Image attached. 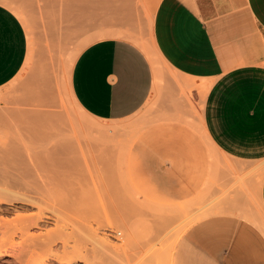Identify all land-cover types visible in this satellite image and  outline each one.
Segmentation results:
<instances>
[{
  "label": "rangeland",
  "instance_id": "rangeland-1",
  "mask_svg": "<svg viewBox=\"0 0 264 264\" xmlns=\"http://www.w3.org/2000/svg\"><path fill=\"white\" fill-rule=\"evenodd\" d=\"M0 1L17 15L28 36L21 71L0 87V200L18 195L31 203L0 202V251L7 253L0 264H40L38 253L48 248L57 255L63 242L71 251L67 256L73 261L76 256L70 264H98L103 240L121 249L120 264H171V252L189 227L213 215L244 217L258 209L263 172L259 166L250 175L239 171L232 163L240 161L222 154L213 166L200 123L206 87L158 58L150 21L138 25L132 36L105 34L100 22L91 20L94 10L85 21L83 0ZM70 6L74 17L69 20L65 8ZM111 35L132 39L145 53L154 84L137 113L108 122L77 105L69 78L80 52ZM101 126H109L103 129L105 146L92 138L103 132ZM188 136L198 137L210 152L199 193L185 202L154 199L155 187L147 177L158 172L157 162L161 173L180 174L190 156L194 161L196 155L184 148ZM2 174L16 177L19 184L5 187L4 193ZM38 218V225L31 226ZM61 229L67 241L58 238ZM47 259L45 264H64L54 256Z\"/></svg>",
  "mask_w": 264,
  "mask_h": 264
},
{
  "label": "crops",
  "instance_id": "crops-1",
  "mask_svg": "<svg viewBox=\"0 0 264 264\" xmlns=\"http://www.w3.org/2000/svg\"><path fill=\"white\" fill-rule=\"evenodd\" d=\"M83 1H93L90 8L85 2L84 17L94 10L91 20L100 22L101 33L132 36L138 25L152 21V41L165 64L206 87L201 128L214 152L213 166L222 154L240 161L232 163L239 171L249 174L259 166L263 172L258 209L244 217L213 215L189 227L175 245L171 264H264V0ZM65 14L74 17L71 6ZM27 54L23 24L0 4V87L17 76ZM153 84L145 53L132 39L115 35L85 47L69 78L77 105L108 122L137 113ZM184 148L196 156L180 174L161 173L157 162L158 172L147 177L154 199L185 202L199 193L210 152L198 137L188 136Z\"/></svg>",
  "mask_w": 264,
  "mask_h": 264
},
{
  "label": "bare ground",
  "instance_id": "bare-ground-1",
  "mask_svg": "<svg viewBox=\"0 0 264 264\" xmlns=\"http://www.w3.org/2000/svg\"><path fill=\"white\" fill-rule=\"evenodd\" d=\"M0 4H2L1 3V1H0ZM3 6L5 5L4 3L2 4ZM72 5V4H71ZM6 6V5H5ZM75 6V5H74ZM73 8H78L79 9V7H73ZM12 11V10H11ZM149 24H150V30H151V33H152V21H150L149 22ZM153 42V41H152ZM153 47H154V44H153ZM154 50H155V53H156V55L158 56V58L160 59V60H162V58L160 57V55H159V53L157 52V50L155 49V47H154ZM163 61V60H162ZM164 62V61H163ZM165 63V62H164ZM190 85V84H189ZM198 88V87H197ZM201 123V122H200ZM118 126V125H117ZM120 126V125H119ZM109 126H101V128H99V129H101V130H103V129H107ZM114 128V127H113ZM93 130V129H92ZM96 133V132H95ZM98 134L97 135H93V137L92 138H95L96 140L98 139L99 140V142H100V139L102 140V141H104V139L107 137V131H104L103 130V132L102 131H100V132H97ZM104 134H106V136L104 135ZM92 138H91V140H92ZM110 138V137H109ZM108 138V139H109ZM97 140V141H98ZM100 142V144L99 145H103V146H105L106 144H107V142L105 143V141L104 142ZM89 142V141H88ZM93 142V141H92ZM90 143V142H89ZM110 144V143H109ZM92 145H94V144H92ZM129 146V145H128ZM91 148V147H90ZM89 148V149H90ZM99 149L101 148V147H98ZM102 149H104V148H101V151H103ZM88 150V149H87ZM105 150V149H104ZM101 153V152H100ZM97 155V154H96ZM212 157H214V152L212 153ZM93 158V157H92ZM99 158V157H98ZM214 161H215V159H214ZM88 167V166H87ZM23 173V172H22ZM5 174V173H4ZM4 174H2L1 176H3L2 177V179L1 180H5V181H3V183H1L2 184V189L1 190H3V192L5 191V187H6V189H7V187L8 188H11V187H14V186H16V185H18L19 184V182L18 181H16V177L15 178H13L12 176H10V175H4ZM18 176V175H17ZM25 176V175H24ZM12 177V178H11ZM1 186V185H0ZM3 186H4V188H3ZM30 186V185H29ZM37 188H39V187H37ZM7 191V190H6ZM9 192H12V191H10V190H8ZM36 191V190H35ZM71 192V191H70ZM5 193V192H4ZM12 193H14V192H12ZM15 195V194H14ZM21 195V194H20ZM7 198H5V199H1L0 200V202H2L3 204H7V205H10L12 202H21V203H24V204H31V203H29V201H27V200H25V198H22V197H19L18 195H15V197H13L11 200H6ZM10 199V198H9ZM34 200V199H33ZM97 201V200H96ZM110 201V200H109ZM196 202V201H195ZM34 204H35V202H34ZM37 204V203H36ZM99 204V203H98ZM195 203H193V205H194ZM189 205H190V203H189ZM95 206V205H94ZM99 206V205H98ZM101 206V205H100ZM188 206V205H187ZM197 206V205H196ZM96 207V206H95ZM193 207V206H192ZM99 208V207H98ZM187 209H189V208H187ZM193 210H194V208H192ZM39 210V209H38ZM190 211H191V209H189ZM192 210V211H193ZM191 211V212H192ZM189 212V211H188ZM39 215V214H38ZM198 216V215H197ZM19 218L18 219H23L22 218V216L20 217V216H18ZM37 221H39V218L38 219H36V221H34L33 223H32V225L31 226H37L38 225V223H37ZM11 222V221H10ZM23 225V224H22ZM26 225V224H25ZM24 225V226H25ZM6 226V225H5ZM28 226V225H27ZM30 226V225H29ZM63 227V226H62ZM24 229V228H23ZM27 230V229H26ZM19 232H20V230H18ZM64 232V231H63ZM62 232V229L60 230V231H58V238L60 239V240H66L67 241V238L66 237H68L67 235H65L64 233ZM15 233V232H14ZM21 233H22V231H21ZM23 234V233H22ZM71 234V233H70ZM181 234V233H180ZM12 235V234H11ZM27 235V234H26ZM72 235V234H71ZM13 236V235H12ZM70 237V236H69ZM179 237V236H178ZM63 242V241H62ZM100 242V241H99ZM75 243V242H74ZM176 243V242H175ZM63 249H62V251H61V253L59 252V253H57V255L55 254V255H53V254H50V251L51 250H49L48 248L47 249H44V250H42L40 253H38L39 254V261H37V262H39L40 264H45L47 261H48V259H47V257H49V255L52 257V256H54V259L56 258V260L58 261V262H61V263H64V264H70L72 261H73V259H71L70 258V255L69 256H67L71 251L69 250V248H68V246H67V243H64L63 242ZM20 245V244H19ZM13 246V245H12ZM125 246V245H124ZM173 246V245H172ZM37 247V246H36ZM121 247V246H120ZM5 249V248H4ZM81 249V248H80ZM79 249V250H80ZM98 249H99V260H98V264H120V262H119V258L121 257V256H119L120 254V252H122V251H120L121 249L120 248H118V247H116V246H113V245H111L110 243H108V242H106V241H102L100 244H99V246H98ZM73 250V249H72ZM172 250H173V247H172ZM2 251V250H1ZM0 251V257H3L5 254H7L6 252H1ZM81 251V250H80ZM73 252H75L74 250H73ZM173 252V251H172ZM171 252V253H172ZM80 253V252H79ZM58 254H59V256H58ZM80 255V254H79ZM83 255V254H82ZM82 255H80V257L82 256ZM58 256V257H57ZM67 256V257H66ZM73 256V255H72ZM84 256V255H83ZM70 259H69V258ZM74 257V256H73ZM75 258V260H76V256L74 257ZM82 258H84V257H82ZM171 258V257H170ZM46 259H47V261H46ZM53 259V260H54ZM74 260V261H75ZM83 260H85L86 261V258H84ZM73 261V262H74ZM171 261V260H170ZM84 262V261H83ZM20 263V262H19Z\"/></svg>",
  "mask_w": 264,
  "mask_h": 264
},
{
  "label": "built area",
  "instance_id": "built-area-1",
  "mask_svg": "<svg viewBox=\"0 0 264 264\" xmlns=\"http://www.w3.org/2000/svg\"><path fill=\"white\" fill-rule=\"evenodd\" d=\"M117 236H119V234H117Z\"/></svg>",
  "mask_w": 264,
  "mask_h": 264
}]
</instances>
